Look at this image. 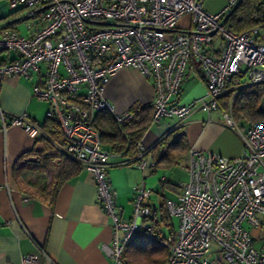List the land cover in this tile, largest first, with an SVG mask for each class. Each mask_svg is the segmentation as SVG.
Returning <instances> with one entry per match:
<instances>
[{
  "label": "built area",
  "instance_id": "built-area-1",
  "mask_svg": "<svg viewBox=\"0 0 264 264\" xmlns=\"http://www.w3.org/2000/svg\"><path fill=\"white\" fill-rule=\"evenodd\" d=\"M238 1L226 0L216 13L207 12L203 0L7 2L10 9H27L32 20L26 24L27 35L0 24V52L13 53L0 62V86L10 76L40 72L44 64L43 81L33 86V95L49 103L46 117L59 122L67 139L63 152L92 174L97 202L113 230L111 244L102 247L114 264H122L121 254L135 233L151 236V221L158 219L145 204L151 189L143 185L136 188L132 216L120 214L107 178L110 153L91 125L94 115L104 109L118 124L132 117L129 110L117 112L103 95L104 86L121 69L137 70L152 81V122L175 117L174 128H184L195 109L218 110L220 99L232 92L222 116L244 143L243 154L236 158L189 148L188 177L178 183L176 199L165 202L177 225L174 234L163 240L169 247L164 264H264V248L254 246L251 229L244 225L264 228V120L243 133L233 118L235 95L264 83V27L235 33L222 24ZM185 15L190 16V27L179 29ZM216 38L220 47L214 54L207 45ZM191 59L205 74L206 91L198 100L181 103L178 96ZM259 109L264 112V95ZM0 120L1 128L13 124L35 139L44 135L25 113L0 107ZM137 145L138 153L128 162L136 159L145 170L151 165L149 149L140 141ZM35 261L31 255L22 259Z\"/></svg>",
  "mask_w": 264,
  "mask_h": 264
},
{
  "label": "crops",
  "instance_id": "crops-1",
  "mask_svg": "<svg viewBox=\"0 0 264 264\" xmlns=\"http://www.w3.org/2000/svg\"><path fill=\"white\" fill-rule=\"evenodd\" d=\"M1 1L10 9L8 0ZM225 4L226 0H221L214 6L208 5L206 11L219 12ZM22 9L24 8L10 9L11 12L4 13L3 7H0V17L7 16L0 24L16 19L10 23L9 28L21 33L23 29L18 30L13 24L26 20L27 13L18 18L10 16ZM181 19L184 22L178 28H189L190 16L185 15ZM28 22L31 20L26 21V24ZM26 30L25 34H21H29L27 27ZM219 47L220 41L216 38L212 44L207 45V50L216 54ZM12 57L11 52L0 53V62ZM193 61L191 59L181 85L178 96L181 103L198 100L206 91L205 74L200 64ZM44 70V64H40V72H32L29 77L10 76L0 86V107L9 113H25L40 128L46 118L49 103L36 98L32 88L35 84L42 83ZM153 93L152 81L134 69L117 71L103 90L104 97L113 104L117 112L129 110L134 103H151ZM223 112L218 108L209 113L199 109L190 113L184 127L189 148L228 158L243 154V140L225 124ZM176 122L175 117L152 122L141 138L142 146L151 149L174 128ZM35 144L36 139L21 126L7 124L5 128H1L0 120V264H114L102 247L111 244L113 230L109 216L97 202L92 174L83 169L77 176L64 182L52 205L17 187L12 174L13 165L19 156L31 150ZM149 161L151 163L150 159ZM109 163L111 165L107 178L115 192L117 208L127 218L132 216L133 198L138 186L151 189L145 204L159 213L164 200H174L178 195V189L166 187L160 182L161 178L178 184L188 177L186 159L181 166L154 171L151 170V165L143 170L137 163L128 162L120 154H110ZM173 224L176 225L174 221ZM244 225L251 229L254 246L264 248V228H252L246 222ZM169 228L163 222L158 225L163 235L168 234ZM27 255L34 256L36 261L22 262Z\"/></svg>",
  "mask_w": 264,
  "mask_h": 264
},
{
  "label": "trees",
  "instance_id": "trees-1",
  "mask_svg": "<svg viewBox=\"0 0 264 264\" xmlns=\"http://www.w3.org/2000/svg\"><path fill=\"white\" fill-rule=\"evenodd\" d=\"M6 17H0V21ZM225 24L235 33L255 26L264 27V0H239L231 9ZM10 26L7 24L2 27ZM262 95L264 83L240 90L233 99L235 121L237 118H243L251 125L258 120H264V112L259 109ZM231 96L232 92H228L220 99L222 109L226 108ZM129 111L132 117L120 124L106 109L97 112L91 121L105 149L110 154H120L127 159L136 156L139 151L137 143L152 123L153 106L152 103H134ZM41 129L44 135L36 139V144L31 150L19 156L13 165L12 174L19 190L39 196L52 205L59 187L83 169L79 162L63 152L67 139L57 120L46 117ZM188 150L184 128H173L148 150L151 170L181 166ZM137 161L133 160L135 163ZM160 182L170 189L177 188V194L180 193L178 184L169 183L167 180ZM165 202L166 200L159 208L160 214L151 208L158 214V219L151 221V236L137 232L126 244L121 254L122 264H164L169 247L163 240L167 235L172 236L176 227L172 221L173 217L168 214ZM162 222L170 227L167 235H163L158 229L159 223Z\"/></svg>",
  "mask_w": 264,
  "mask_h": 264
},
{
  "label": "rangeland",
  "instance_id": "rangeland-1",
  "mask_svg": "<svg viewBox=\"0 0 264 264\" xmlns=\"http://www.w3.org/2000/svg\"><path fill=\"white\" fill-rule=\"evenodd\" d=\"M220 2H221V0H203V7L206 10V8L208 7V5H213L214 6L216 4H219ZM0 7H3V12L4 13L11 12V11H9L10 9H8V7L4 4V1H1L0 2ZM27 12H28L27 9H22L18 13H15V14L11 15L10 18L22 17ZM28 20H32V18H26V20L25 19L24 20H19L18 22H16L15 24H13V26L14 27H17L18 30H22L23 29L21 33H24L25 34L26 33L25 31H27L26 30V21H28ZM182 20L183 19H180L179 20L178 25L179 24H183L184 20L183 21ZM4 52H7V51H1L0 53H4ZM219 108L222 109L220 102H219ZM222 110L226 111V108L225 109H222ZM236 123H237L236 125L242 130L243 133H246L247 132V129L250 127L249 121H247V120H245L243 118H237L236 119ZM173 221L177 225V219L173 217Z\"/></svg>",
  "mask_w": 264,
  "mask_h": 264
},
{
  "label": "water",
  "instance_id": "water-1",
  "mask_svg": "<svg viewBox=\"0 0 264 264\" xmlns=\"http://www.w3.org/2000/svg\"><path fill=\"white\" fill-rule=\"evenodd\" d=\"M230 12H231V10H230ZM230 12H228V14L224 17V19L222 20V24L225 23V21H226V19H227V16L229 15ZM15 20H16V19L11 20V21H7V22L1 24V26H4V25L10 24V23H13ZM100 23H104V22H100ZM106 24H109V23H106Z\"/></svg>",
  "mask_w": 264,
  "mask_h": 264
}]
</instances>
